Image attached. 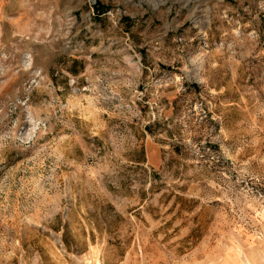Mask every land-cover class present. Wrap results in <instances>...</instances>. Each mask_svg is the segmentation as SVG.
I'll use <instances>...</instances> for the list:
<instances>
[{"label":"rangeland","instance_id":"obj_1","mask_svg":"<svg viewBox=\"0 0 264 264\" xmlns=\"http://www.w3.org/2000/svg\"><path fill=\"white\" fill-rule=\"evenodd\" d=\"M0 264H264V0H0Z\"/></svg>","mask_w":264,"mask_h":264}]
</instances>
